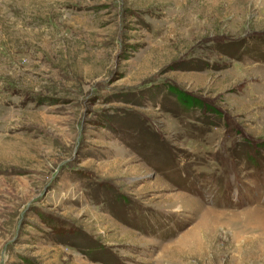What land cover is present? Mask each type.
Wrapping results in <instances>:
<instances>
[{"label":"rangeland","instance_id":"1","mask_svg":"<svg viewBox=\"0 0 264 264\" xmlns=\"http://www.w3.org/2000/svg\"><path fill=\"white\" fill-rule=\"evenodd\" d=\"M0 264H264V0H0Z\"/></svg>","mask_w":264,"mask_h":264}]
</instances>
